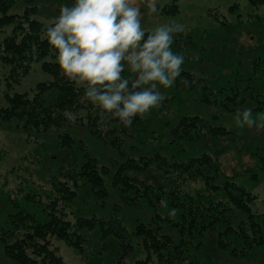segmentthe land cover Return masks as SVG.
<instances>
[{
    "label": "rangeland",
    "instance_id": "1",
    "mask_svg": "<svg viewBox=\"0 0 264 264\" xmlns=\"http://www.w3.org/2000/svg\"><path fill=\"white\" fill-rule=\"evenodd\" d=\"M71 2L72 0H14L9 14L20 17L27 9L32 12L35 10L33 13L29 12L30 19L38 21L43 30H46L59 15L61 6L70 5ZM134 3L140 8L141 27L146 31L164 23L179 24L182 28L173 33L170 48L174 53L183 55L184 62L180 75L172 86L167 89L158 86L165 99L147 113L139 115L137 123L132 122L124 127L110 123L104 116L102 122H96L97 105L93 103L94 108H91V104L80 97L77 99V108L63 112V119L58 118L56 124L49 127L25 133L23 121H0V149L5 152V157L0 162V193L10 192L15 200H21L22 196L33 190H39L42 194H58L53 189L58 179L71 189L74 188L73 179L82 184L81 170L71 162L69 164L64 161L61 158L64 155L55 152L56 149L64 148V137L69 136L73 151L71 157L73 154L76 158L89 154L97 159L93 166L104 179L105 189L114 192L113 200L124 208L119 211V215L128 231L132 232L137 227L136 223L142 221L149 224L152 221L153 210L144 201H140L136 207H125L120 193L116 191L118 185H115L112 177L118 173L119 165L128 160L142 163V156H145L149 159H146V164L142 163L143 168L139 174L130 170L129 176L150 187H155L158 181L163 183L170 175L160 171L155 157L164 154L175 159L172 155L178 151L171 143V128L179 126L181 119L190 117L192 120H199V127L201 121L205 120V127L200 129H205L206 133L209 129L218 132L223 130V133L217 136L207 134L204 141L196 143L185 140L181 144L184 154L181 156L178 153L179 160L185 158L187 162L209 153L218 162L223 174L250 194L253 212L264 217V128L237 123L238 112L244 109H251L252 117L258 120L264 114V100L249 99L245 105H239V101L236 107L230 99L234 96V86L242 79L244 85L255 87L251 97L264 91V0H156V12L149 11L147 0H134ZM173 4L177 11L172 14L170 6ZM14 28L15 25H0V46ZM43 37L47 38L46 35ZM6 73L4 71L1 74L0 88L5 85L3 74ZM131 75L133 74L127 68L122 72V76L126 78ZM52 81L53 77L42 71L41 63L34 62L29 74L21 79L19 85H14L10 93L25 92L32 98L38 84ZM247 97L250 98L248 94ZM3 103L0 90V104ZM258 106H261V110ZM112 129L114 133H110ZM55 166L61 170H56ZM191 175L195 181L188 176L186 180L194 184L188 182L187 186L203 187L202 179L197 181L199 178L195 177L193 171ZM219 180L222 181L223 178L220 177ZM111 204L110 202L106 209H98V215L110 216ZM4 207L0 200V209ZM77 208L75 206L74 213L68 216L73 223L78 217H87L78 213ZM3 221L0 211V228L4 225ZM258 221L264 236V225L262 220ZM228 227L240 230L236 226ZM225 228L226 226H221L212 232L210 240L216 236L218 238V233H223ZM98 231L87 234L90 244L84 246L83 252L56 238H52V242L65 264H116L110 257L102 260L100 254H97L101 250L108 253V245L101 242ZM144 256L142 248L136 245L135 252L126 254L125 259L118 264H136ZM207 259L208 264H264V247L248 260H237L227 253L215 250ZM0 264H15L5 255L1 240Z\"/></svg>",
    "mask_w": 264,
    "mask_h": 264
},
{
    "label": "trees",
    "instance_id": "2",
    "mask_svg": "<svg viewBox=\"0 0 264 264\" xmlns=\"http://www.w3.org/2000/svg\"><path fill=\"white\" fill-rule=\"evenodd\" d=\"M13 2L14 0H0V25H15L12 34L0 46V77L7 71L3 74L5 85L0 88L4 101L0 104V121H23L22 128L25 133H29L40 127L56 124L58 118L62 120L63 112L77 108L79 97L86 99L91 108H94L93 102L84 95V86H78L60 68L56 60L57 50L43 37L47 29L43 30L38 21L30 19L29 12L32 11L28 9L23 16L10 15ZM170 8L172 14L177 11L175 4ZM34 62L41 63L42 71L53 77L54 81L38 84L32 98L25 92L11 94L14 85H19L21 79L29 74ZM242 81L243 79L234 86V96L230 97L234 106L239 101V105H245L249 99L264 100V91L251 97L255 87L244 85ZM206 102L209 103V100ZM258 108L261 110V106ZM96 113V122H102L104 116L118 127L125 126L119 118L102 112L98 105ZM138 120L139 115L133 117L132 124ZM198 121L186 117L181 119L179 126L171 128L172 146L181 156L184 154L181 144L185 140L196 143L204 141L207 134L217 136L223 133V130L218 132L209 128L206 133L205 129H200L205 127L206 121L202 120L200 127L197 125ZM112 132L114 133V129L110 131ZM63 144L64 148L56 149L55 152L64 155L61 157L64 161L69 164L71 162L81 170L82 184L73 179L74 188L71 189L58 179L53 187L58 194H42L39 190H33L22 196L21 200H15L10 192L0 193V200L5 205L0 209L4 217L0 240L5 255L15 264H65L58 249L54 247L52 238L83 252L84 246L90 244L87 234L95 230H99L101 242L108 245L107 254L103 250L97 254H100L102 260L110 257L116 264L121 263L126 254L135 252L136 245L145 254L136 264H205V260L208 264L207 258L213 250L227 253L237 260H248L264 247V236L258 221L262 220L264 225V217L253 212L250 194L225 176L218 162L209 153L187 162L184 157L179 160L178 153L172 155L175 159L164 154L155 157L160 171L170 175L163 183L158 181L155 187L139 183L128 174L130 170L139 174L149 157L142 156L143 164L128 160L119 165L118 173L112 179L118 185L116 191L120 193L125 207H136L140 201H144L153 210V218L149 224L140 221L136 223V229L130 232L119 215V211L124 208L113 200L114 192L106 190L104 179L94 168V161L97 159L89 154H83L84 158L77 156V159L74 154L71 157L73 151L69 136L64 137ZM4 157L5 152L0 149V162ZM262 164L264 171V161ZM55 169L61 170L56 166ZM191 171L199 178L197 181L202 179L203 187L187 186L188 182L194 184L186 180L187 176L195 181L191 177ZM220 177L223 178L222 181L219 180ZM217 181L220 183L215 184ZM110 202L111 215H98V209H106ZM75 206L78 207V213L87 217H78L73 223L68 216L74 213ZM172 209H175V214L169 215ZM221 226H226L223 233H218V238L216 236L210 240L212 232ZM228 226H236L240 230L235 231ZM111 244L113 247H110Z\"/></svg>",
    "mask_w": 264,
    "mask_h": 264
},
{
    "label": "clouds",
    "instance_id": "3",
    "mask_svg": "<svg viewBox=\"0 0 264 264\" xmlns=\"http://www.w3.org/2000/svg\"><path fill=\"white\" fill-rule=\"evenodd\" d=\"M147 5L158 11L156 0ZM140 18L134 0H72L45 33L64 74L84 86V95L102 112L125 125L165 99L158 86H172L184 62L170 48L181 26L164 23L146 31ZM125 68L133 75L122 76ZM238 117L237 123L264 128V114L257 120L244 109ZM174 214L172 209L169 215Z\"/></svg>",
    "mask_w": 264,
    "mask_h": 264
}]
</instances>
